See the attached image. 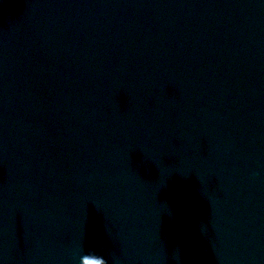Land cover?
Segmentation results:
<instances>
[{"label": "water", "instance_id": "95a60500", "mask_svg": "<svg viewBox=\"0 0 264 264\" xmlns=\"http://www.w3.org/2000/svg\"><path fill=\"white\" fill-rule=\"evenodd\" d=\"M102 255L264 264V0H0V264Z\"/></svg>", "mask_w": 264, "mask_h": 264}, {"label": "clouds", "instance_id": "9594fccd", "mask_svg": "<svg viewBox=\"0 0 264 264\" xmlns=\"http://www.w3.org/2000/svg\"><path fill=\"white\" fill-rule=\"evenodd\" d=\"M259 176H260V173H259V172L253 171V172L251 173V177H252V179H256V178L259 177ZM78 255H79L78 252L73 254L72 259H73L74 262L77 261V259H78ZM102 258L104 259V264H109V261H108L103 255H102Z\"/></svg>", "mask_w": 264, "mask_h": 264}]
</instances>
